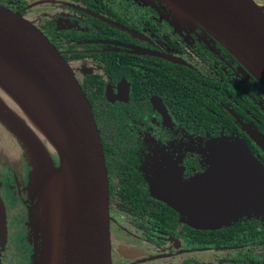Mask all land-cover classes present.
<instances>
[{
    "label": "flooded vegetation",
    "instance_id": "af4514ba",
    "mask_svg": "<svg viewBox=\"0 0 264 264\" xmlns=\"http://www.w3.org/2000/svg\"><path fill=\"white\" fill-rule=\"evenodd\" d=\"M254 1L264 7V0ZM0 5L49 40L88 100L108 176L112 264H264L261 218L196 229L152 189L196 190L190 184L223 172L205 167L197 153L220 137L242 140L264 166V151L248 133L264 141V88L223 45L194 23L182 25L185 19L166 0ZM19 149L0 125V225L7 231L6 242L0 234L1 264L17 252L23 264H32L30 257L42 249L39 235L28 229L38 211L30 168L26 161L18 170L14 165ZM186 197L192 198L190 191ZM21 199L23 217L15 213ZM57 243L50 244V264H66Z\"/></svg>",
    "mask_w": 264,
    "mask_h": 264
},
{
    "label": "water",
    "instance_id": "95a60500",
    "mask_svg": "<svg viewBox=\"0 0 264 264\" xmlns=\"http://www.w3.org/2000/svg\"><path fill=\"white\" fill-rule=\"evenodd\" d=\"M166 1L177 18L189 20L208 32L264 88L263 6L254 0ZM0 59L25 88L1 70L0 87L33 118L32 125L37 124L36 129L22 121L19 124L0 112L4 121L0 122L9 128V133L21 137L22 143L27 141L26 148L22 146L29 167H33L29 172V191L37 197L36 208L40 201L43 210L47 209L43 222L41 217L29 216L31 232L39 235L42 242V249L36 252L38 257L32 256V264H50V244L55 233L61 256L66 258L70 227L73 264H112L107 170L99 131L79 82L57 49L31 22L1 5ZM28 92L48 108L27 103L22 94ZM107 98L110 100L108 94ZM46 129L56 134L59 168L49 158L44 139L39 136H45ZM248 133L264 151L263 139L257 133ZM203 147L202 151L214 154L228 153V170L196 181V186L190 184L196 188L189 190L192 198L186 197L188 190L174 193L156 186L152 187L153 194L196 229H215L242 216L264 220V166L246 144L240 139L220 137L205 142ZM47 165L54 167L55 178L47 179ZM53 193L57 196L55 208Z\"/></svg>",
    "mask_w": 264,
    "mask_h": 264
},
{
    "label": "rangeland",
    "instance_id": "374dc122",
    "mask_svg": "<svg viewBox=\"0 0 264 264\" xmlns=\"http://www.w3.org/2000/svg\"><path fill=\"white\" fill-rule=\"evenodd\" d=\"M117 0H114V2H116ZM121 1V0H120ZM259 3H262L260 0H257ZM114 7L117 9V5H114ZM182 23V25H187L189 24L190 25V21L189 20H184V21H180ZM0 102H1V105L3 104L4 106H2L3 109H0L4 116L6 118H9L10 120H12L13 118L16 119L17 123H19V121H22L23 122V125L24 123H28V125L32 126V127H36L37 124H35L36 126L32 125L31 123V120L33 119L31 116H28V114H26L23 110L24 108L20 107L19 104L15 101L14 98H12L11 96L8 95V93L3 90L2 87H0ZM0 121L3 123L4 121L2 119H0ZM0 122V125L7 131L9 132V128L8 130L2 125V123ZM20 124V123H19ZM26 126V125H25ZM26 128V127H25ZM24 128V129H25ZM37 128V127H36ZM35 128V129H36ZM10 134V133H9ZM11 135V134H10ZM13 140L19 145L20 149H19V154L17 156V162H19V165L16 164L17 162L14 163L15 166H17V170L20 168V165L21 164H24L25 161L29 167V164L27 162V156L26 154L24 153V148L22 146V144L25 146H27V141H25L24 143H22L21 141V137H17V136H13L12 137ZM237 140L239 141L238 138L236 137H233V138H229V140ZM46 141H42V143L45 145V150L49 156V158L52 159V161L54 160L55 164H56V167L60 166V159H59V155L58 153H56L54 150H51L49 148H47V144L45 143ZM205 145V143L203 145H201V148L200 150H197V153L199 154H202L205 156V167H208V168H211L214 170L215 168V171L217 172H220V171H223L226 169V166L227 164H229L230 162H228V156L225 155V154H228V153H217V154H214V153H210L209 151H202V149L204 148L203 146ZM262 146L264 147V145L262 144ZM26 148V147H25ZM36 155V154H35ZM224 156L227 158L225 159ZM44 157V155H43ZM30 168V167H29ZM33 168V167H31ZM30 168V169H31ZM47 179H52V177H56L55 173H54V167H51L50 165H47ZM32 170V169H31ZM213 172H211V174H213ZM39 183H40V175L38 174V177H37ZM47 183V182H46ZM41 184V183H40ZM55 193H53L54 195ZM52 196V195H51ZM31 197H32V200H35L37 202V197L35 198L32 194H31ZM54 198V197H53ZM17 208L15 210V213L17 215H21L22 214V217H23V213H24V206L22 205V199L19 201V203H17ZM46 209V208H45ZM43 210V206H41L40 204V201L37 203V211H38V217L40 218L41 217V222H43V218L47 219V216H46V210ZM36 211V210H35ZM13 213V212H11ZM36 213V212H35ZM60 214H61V208H60ZM12 215V214H10ZM263 220V219H262ZM264 221V220H263ZM28 229H30L29 227V223H28ZM30 232H31V229H30ZM0 234H1V242L3 243L6 242L7 240V231H6V227H1L0 225ZM33 232H31L30 236H32ZM35 236V238L37 237L35 234H33ZM36 255V254H35ZM36 257H38V255H36ZM25 257H23L22 255L20 256L19 255V252H17V257H16V254L14 253L7 264H23V261H24ZM30 260H31V263H32V257H30ZM25 262V261H24Z\"/></svg>",
    "mask_w": 264,
    "mask_h": 264
},
{
    "label": "bare ground",
    "instance_id": "6f19581e",
    "mask_svg": "<svg viewBox=\"0 0 264 264\" xmlns=\"http://www.w3.org/2000/svg\"><path fill=\"white\" fill-rule=\"evenodd\" d=\"M3 61L0 59V70L7 76L12 75L11 70L4 64L2 63ZM13 79L16 80V84L23 86V88H25L24 84L22 83V81L17 78L15 75H12ZM29 94V95H28ZM24 96V98L26 99L27 103L32 104L33 106H36L39 109L42 108H48V106H44L43 103H41V101L36 98L31 92L26 93V95L22 94ZM20 106H22L20 104ZM57 133V132H56ZM56 134H54V132L52 130H48L46 129V134L45 136H43V134H40L39 136H42L44 139V141L47 142V145L52 149L55 150L58 153V145L56 142H58L56 136ZM55 137V139H53ZM56 194H54V208H55V204H56ZM55 217H56V212H55ZM56 220V218H55ZM56 233L54 234V240L53 242H56ZM67 244H68V253L69 255L66 257V264H73L74 262V256H73V251H74V246H73V234H72V228L70 227V231H69V237L67 238Z\"/></svg>",
    "mask_w": 264,
    "mask_h": 264
},
{
    "label": "trees",
    "instance_id": "16d2710c",
    "mask_svg": "<svg viewBox=\"0 0 264 264\" xmlns=\"http://www.w3.org/2000/svg\"><path fill=\"white\" fill-rule=\"evenodd\" d=\"M196 115H199L201 117H205L207 121H210L211 120V115L209 112L207 111H203V110H198L196 111ZM94 117V116H93ZM206 126H209V125H206ZM9 133V132H8ZM12 136V135H11ZM13 137V136H12Z\"/></svg>",
    "mask_w": 264,
    "mask_h": 264
}]
</instances>
